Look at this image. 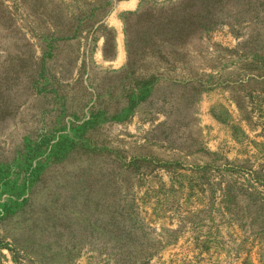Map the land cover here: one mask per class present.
<instances>
[{"label":"rangeland","instance_id":"374dc122","mask_svg":"<svg viewBox=\"0 0 264 264\" xmlns=\"http://www.w3.org/2000/svg\"><path fill=\"white\" fill-rule=\"evenodd\" d=\"M170 1L0 0V264H264V0Z\"/></svg>","mask_w":264,"mask_h":264},{"label":"trees","instance_id":"16d2710c","mask_svg":"<svg viewBox=\"0 0 264 264\" xmlns=\"http://www.w3.org/2000/svg\"><path fill=\"white\" fill-rule=\"evenodd\" d=\"M183 2L184 0H176V1L167 2V4H169L167 8L174 9L176 7L181 6ZM163 9L164 7H158V6L144 7V5L140 2V4L138 5V9L135 10L136 12H129L127 14L129 16L128 19H125L124 17L122 18L123 32L125 35L126 64H125V67L121 69V71H126L127 74L135 73V71H137L139 67H137L138 69H134V66L138 63H141L143 60L147 58L152 59V58L158 57V59L162 61L163 59L162 53H164L163 49L165 47L164 44L166 43V40H162L161 38L157 40L150 39L149 42H143L145 43L144 44L145 47L140 48L141 46H138V44H136L138 47L136 48V47H133V45H135V40H134L135 33L132 30H137V27L141 25L143 21L145 22L148 18H151L154 15H156L157 10L160 13L162 12ZM106 45H107V40L105 43L104 52H105ZM156 54H161V55L157 56ZM155 66H158V64L155 63ZM153 69L154 68H152V71H154ZM140 70H142L143 72L150 71L149 69L144 68V67L140 68ZM151 91L148 92L147 94L148 97ZM173 127L174 126L171 125V126H168L167 129H172ZM189 136L190 135H186V137H189Z\"/></svg>","mask_w":264,"mask_h":264},{"label":"crops","instance_id":"0c3cea01","mask_svg":"<svg viewBox=\"0 0 264 264\" xmlns=\"http://www.w3.org/2000/svg\"><path fill=\"white\" fill-rule=\"evenodd\" d=\"M121 22H122V19L120 20ZM119 31L120 30H115V33H116V58H115V56L114 57H112V59H110V61L109 62H112V63H110L111 65H114V67H112V68H116V69H123L124 67H125V64H126V62L124 63V62H122V61H120L118 64H117V60H118V57H119ZM105 43H106V40H105V38H102V48H101V50L102 51H104V47H105Z\"/></svg>","mask_w":264,"mask_h":264}]
</instances>
